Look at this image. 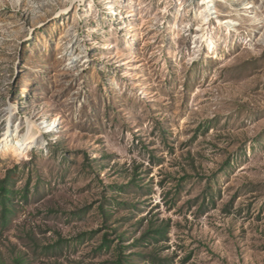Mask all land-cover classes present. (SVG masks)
Segmentation results:
<instances>
[{"label":"rangeland","instance_id":"374dc122","mask_svg":"<svg viewBox=\"0 0 264 264\" xmlns=\"http://www.w3.org/2000/svg\"><path fill=\"white\" fill-rule=\"evenodd\" d=\"M208 6L0 0V262L264 264V0Z\"/></svg>","mask_w":264,"mask_h":264},{"label":"bare ground","instance_id":"6f19581e","mask_svg":"<svg viewBox=\"0 0 264 264\" xmlns=\"http://www.w3.org/2000/svg\"><path fill=\"white\" fill-rule=\"evenodd\" d=\"M213 1L214 0H203V5L207 6L204 10V13H207L209 7L208 4L210 2L212 3ZM203 22L206 24L205 20ZM226 23L228 25L227 27L226 26L225 27L226 29L229 30L232 24H230L229 22ZM204 37H205L204 35L200 37V42L205 40L208 50H212L213 49L212 45L214 43H212L211 40L205 39ZM49 128H50V124L48 126V129ZM40 141L41 139L38 135V132L33 129V126L31 124L27 125V130L22 135H17L16 133H13L11 130H9L0 139V154L4 157L11 155L13 158H19L27 155V152L40 145Z\"/></svg>","mask_w":264,"mask_h":264},{"label":"trees","instance_id":"16d2710c","mask_svg":"<svg viewBox=\"0 0 264 264\" xmlns=\"http://www.w3.org/2000/svg\"><path fill=\"white\" fill-rule=\"evenodd\" d=\"M12 195V190L9 185V177L6 176L2 180H0V208H1V221L2 225L5 226L6 222L8 220V215L10 213L9 208L7 207V203L10 201ZM165 233V230L162 229L161 227L153 229L149 228L143 235V238H150L153 240H157V237L160 236L162 237ZM86 235V234H84ZM107 234H104L102 237V244L100 245L99 249L104 250V249H109L112 241H109L107 239ZM119 241L122 242L123 240V235H120ZM124 248L127 247H121L119 246V251H118V257L115 260L114 264H128V255H124ZM151 262H158V264H162L163 260L157 257H151L150 259ZM0 264H3L0 262ZM14 264H23V261L20 257H16L14 259Z\"/></svg>","mask_w":264,"mask_h":264}]
</instances>
